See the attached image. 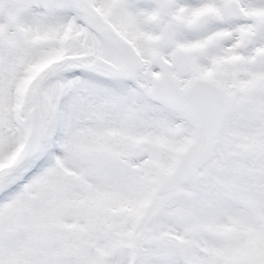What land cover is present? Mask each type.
I'll return each mask as SVG.
<instances>
[{"label": "snow or ice", "instance_id": "1", "mask_svg": "<svg viewBox=\"0 0 264 264\" xmlns=\"http://www.w3.org/2000/svg\"><path fill=\"white\" fill-rule=\"evenodd\" d=\"M0 264H264V0H0Z\"/></svg>", "mask_w": 264, "mask_h": 264}]
</instances>
